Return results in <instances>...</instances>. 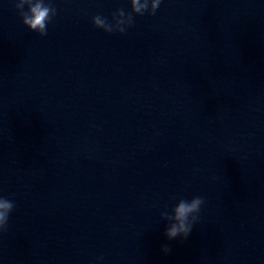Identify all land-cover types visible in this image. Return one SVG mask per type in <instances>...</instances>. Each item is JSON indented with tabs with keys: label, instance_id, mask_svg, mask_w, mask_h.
I'll list each match as a JSON object with an SVG mask.
<instances>
[{
	"label": "water",
	"instance_id": "water-1",
	"mask_svg": "<svg viewBox=\"0 0 264 264\" xmlns=\"http://www.w3.org/2000/svg\"><path fill=\"white\" fill-rule=\"evenodd\" d=\"M17 2L0 0V264H264V0H162L122 35L92 20L130 0H51L43 37ZM195 196L168 241L161 213Z\"/></svg>",
	"mask_w": 264,
	"mask_h": 264
},
{
	"label": "clouds",
	"instance_id": "clouds-1",
	"mask_svg": "<svg viewBox=\"0 0 264 264\" xmlns=\"http://www.w3.org/2000/svg\"><path fill=\"white\" fill-rule=\"evenodd\" d=\"M162 0H130L131 12L125 13L123 9L118 10L112 16V21L102 18L100 15L93 17L92 24L95 29L103 30L107 34H124L133 24L134 16H143L147 13L154 16ZM23 25L31 32L38 33L41 37L47 35L46 27L56 16V8L49 0H18L15 4ZM27 7V11H24ZM204 204V198L195 196L190 201L181 199L172 214L161 213V219L167 221L164 237L168 241L179 238L186 240L192 232L193 226L198 222V214ZM14 209V202L7 198H0V233L7 232L9 214ZM164 254L171 249L164 245L161 248Z\"/></svg>",
	"mask_w": 264,
	"mask_h": 264
}]
</instances>
